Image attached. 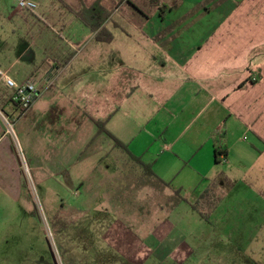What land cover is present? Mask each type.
<instances>
[{
    "label": "crops",
    "instance_id": "crops-1",
    "mask_svg": "<svg viewBox=\"0 0 264 264\" xmlns=\"http://www.w3.org/2000/svg\"><path fill=\"white\" fill-rule=\"evenodd\" d=\"M34 1L36 11L21 10L13 0L8 13L10 4L0 0V15L18 26L10 32L39 33L61 43L42 68L24 64L27 79L22 82H18L20 73L12 72L22 65L27 50L12 63L10 54L0 52V72L19 84L36 83L39 90L37 100L22 107L12 102L13 90L0 77V181L17 176L23 163H28L25 151L30 149L38 154L50 151L51 164L63 163L72 154L75 167L89 160L88 170L96 169L116 149L107 135L98 136L94 119L111 116L108 130L127 143L114 131L124 125L121 115L134 112L135 105H148L149 121L160 122L171 133L164 138L163 150L178 149L180 156L171 155L173 164L162 163V158L149 159L145 152H134L131 142L127 144L135 155L154 163L156 174L174 190L195 203L214 183L215 197L219 183L240 184L264 200V0H56L58 5L55 0ZM47 1L56 16L38 15ZM98 2L112 13L105 24L113 34L111 43L97 42L93 30L75 15ZM39 17L43 27H25L31 21L23 23V19ZM123 24L140 35H133ZM119 33L143 44L138 51L118 45L106 49L118 42L125 47ZM142 52L150 59L148 69L142 70L139 61L132 65L125 61L141 59ZM82 113L87 115L89 141L98 138L100 146L80 159L77 134L81 128L76 122ZM219 130L226 133L225 163L216 162L212 141ZM102 148H107L106 156ZM215 211L216 206L205 212L214 227Z\"/></svg>",
    "mask_w": 264,
    "mask_h": 264
},
{
    "label": "rangeland",
    "instance_id": "rangeland-1",
    "mask_svg": "<svg viewBox=\"0 0 264 264\" xmlns=\"http://www.w3.org/2000/svg\"><path fill=\"white\" fill-rule=\"evenodd\" d=\"M2 2L11 7L13 0ZM39 14L56 16L57 11L48 2ZM39 19L43 20L23 19V23L29 20L25 27L38 30L45 25ZM16 27L0 15V38L4 39L0 52L10 54L11 63L26 50L28 53L12 72L18 71V82H22L27 79L24 64L42 68L61 42L39 37V33L13 35L10 30ZM118 36L125 39V47L118 42L106 49L118 45L125 51H138L143 44L138 39L127 40L125 34ZM147 55L142 52L141 59L125 61L131 65L139 61L146 70L150 67ZM135 108L121 115L124 125L114 131L131 142L137 154L145 152L149 159L162 158V163L173 164L171 155L180 156L178 149L163 150L164 138L171 133L160 122L149 121L148 105ZM79 114L77 147L82 159L100 143L95 137L89 141L87 115ZM101 152L108 150L102 148ZM49 154L47 150L45 154L25 151L28 163H23L17 176L0 181V264H264V200L242 185L219 183L214 198L218 204L212 212L214 227L187 204L173 209V190L138 188L142 172L120 151L111 150L106 163L91 171L89 160L75 167L74 155L68 154L65 162L51 164ZM212 208L207 205L205 212Z\"/></svg>",
    "mask_w": 264,
    "mask_h": 264
},
{
    "label": "trees",
    "instance_id": "trees-1",
    "mask_svg": "<svg viewBox=\"0 0 264 264\" xmlns=\"http://www.w3.org/2000/svg\"><path fill=\"white\" fill-rule=\"evenodd\" d=\"M120 2L128 0H119ZM71 10V9H70ZM164 14V11H162ZM75 15L80 19L86 26L91 28L96 34V41L99 43H111L113 41V34L109 31L105 24L110 19L112 13L106 11L100 4L96 3L90 8H85L79 12H75ZM111 116L106 120H97L94 119V122L98 128V136L105 134L113 142L114 149L120 151L122 154L126 155L130 162L133 163L135 167L141 170L142 175L140 176L136 186L138 188L145 187H165L173 190V195L175 196L174 208H177L180 204H187L190 208L199 214L202 218L209 220L208 213H205V208L207 205L213 207L217 206V202L214 199L215 193L214 189L216 188L215 183L210 185V187L201 195L200 199L195 203L189 202L182 194L181 190H174L170 183L165 182L161 179L154 170V163L147 162L143 156L135 155L129 145L111 133L108 128V122ZM212 141L216 150V162L222 163V157H228V146L226 142V133L223 130L215 131L212 134Z\"/></svg>",
    "mask_w": 264,
    "mask_h": 264
},
{
    "label": "built area",
    "instance_id": "built-area-1",
    "mask_svg": "<svg viewBox=\"0 0 264 264\" xmlns=\"http://www.w3.org/2000/svg\"><path fill=\"white\" fill-rule=\"evenodd\" d=\"M19 9L26 11H36L38 4L34 0H17ZM1 79L6 83L7 87L13 90L12 102L22 107L31 106L39 95L36 83L26 82L19 84L14 81L6 72H0ZM10 132L14 133L13 126L9 124ZM222 162L227 161L226 157H222Z\"/></svg>",
    "mask_w": 264,
    "mask_h": 264
}]
</instances>
